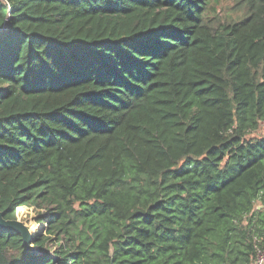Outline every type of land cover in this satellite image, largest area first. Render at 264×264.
<instances>
[{
	"label": "trees",
	"instance_id": "obj_1",
	"mask_svg": "<svg viewBox=\"0 0 264 264\" xmlns=\"http://www.w3.org/2000/svg\"><path fill=\"white\" fill-rule=\"evenodd\" d=\"M230 1L0 0V211L49 210L0 264H253L264 0Z\"/></svg>",
	"mask_w": 264,
	"mask_h": 264
},
{
	"label": "rangeland",
	"instance_id": "obj_2",
	"mask_svg": "<svg viewBox=\"0 0 264 264\" xmlns=\"http://www.w3.org/2000/svg\"><path fill=\"white\" fill-rule=\"evenodd\" d=\"M232 2L230 0H219L218 3L213 4L215 8V13L221 18L225 19L228 16L234 17L235 12H232L231 9ZM214 20V19H213ZM264 131V122L260 124L259 132L262 133ZM49 215V210L42 207L37 209L35 207H27V206H20L16 208V219L22 222L28 229L32 235L37 233H41L43 235L46 233V222L41 221L42 219L46 218ZM51 238H54L51 236ZM53 239L48 241L46 250L49 249L52 251V244Z\"/></svg>",
	"mask_w": 264,
	"mask_h": 264
},
{
	"label": "water",
	"instance_id": "obj_3",
	"mask_svg": "<svg viewBox=\"0 0 264 264\" xmlns=\"http://www.w3.org/2000/svg\"><path fill=\"white\" fill-rule=\"evenodd\" d=\"M0 226L15 230L17 233L20 234L22 243L26 246L27 249H31V236L32 234L29 232V229L19 220H5L3 219V212L0 211Z\"/></svg>",
	"mask_w": 264,
	"mask_h": 264
},
{
	"label": "built area",
	"instance_id": "obj_4",
	"mask_svg": "<svg viewBox=\"0 0 264 264\" xmlns=\"http://www.w3.org/2000/svg\"><path fill=\"white\" fill-rule=\"evenodd\" d=\"M253 264H264V249L257 250Z\"/></svg>",
	"mask_w": 264,
	"mask_h": 264
},
{
	"label": "crops",
	"instance_id": "obj_5",
	"mask_svg": "<svg viewBox=\"0 0 264 264\" xmlns=\"http://www.w3.org/2000/svg\"><path fill=\"white\" fill-rule=\"evenodd\" d=\"M259 207V206H258Z\"/></svg>",
	"mask_w": 264,
	"mask_h": 264
}]
</instances>
